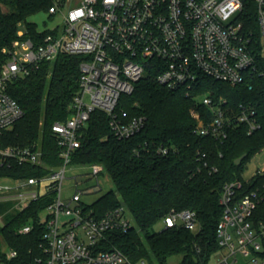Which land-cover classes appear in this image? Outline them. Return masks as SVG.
Returning <instances> with one entry per match:
<instances>
[{"label": "built area", "instance_id": "2783aa9c", "mask_svg": "<svg viewBox=\"0 0 264 264\" xmlns=\"http://www.w3.org/2000/svg\"><path fill=\"white\" fill-rule=\"evenodd\" d=\"M51 1L47 14L60 18V26L45 31L41 38L38 31L37 39L28 38L20 28L0 68V166L28 164L47 173L32 178H0L11 183H0V202H11L14 209L23 211L32 202L51 196L36 220L44 229V259H38L37 264H145L143 260L131 262L117 249L103 251L99 247L108 233L126 232L133 221L123 206L95 217L90 204L81 201V196L101 190L97 179L103 175L100 165L75 167L71 163L83 129L91 113L98 111L108 118L115 139L129 140L140 133L145 119L131 118L118 110V104L152 66L158 84L192 97L206 108L205 117L195 112V118L199 117L193 133L198 137L223 142L234 125L245 126L248 135L259 131L261 124L254 107L240 105L232 112L224 100L195 92L202 77L232 87L254 76L264 77V0H253L257 38L237 19L240 0H80L73 6L71 0ZM59 54L81 57V62L71 114L51 126L61 160L59 166L51 168L43 162L39 144L11 146L3 137L22 117L19 105L7 92L9 84ZM169 151L162 145L155 148L159 156ZM75 168H85L83 175L95 179L96 185L76 190L78 177H74L75 192L62 200L65 174ZM258 177L264 178V164L251 178L242 180L247 184ZM243 182L234 180L222 188V215L215 232L219 249L211 264H240V258L249 264H264V220L255 215L264 202V183L242 193ZM197 226L195 213L188 210H172L163 220L164 229L182 227L194 232ZM32 228V223L26 224L17 232L27 235ZM4 246L5 251L0 243V264H15L17 253Z\"/></svg>", "mask_w": 264, "mask_h": 264}, {"label": "trees", "instance_id": "16d2710c", "mask_svg": "<svg viewBox=\"0 0 264 264\" xmlns=\"http://www.w3.org/2000/svg\"><path fill=\"white\" fill-rule=\"evenodd\" d=\"M240 1L242 8L237 19L257 38L256 5L253 0ZM0 2L8 8L6 13L0 10L1 68L20 28L25 29L28 38L37 39L36 26L26 20L39 11L47 12L52 1ZM46 34L43 31L40 38ZM80 62L81 57L59 54L53 61L40 63L28 76L9 84L7 92L19 105L22 117L5 133L6 145L24 147L40 141L43 162L51 168L60 165L51 126L65 121L71 114L78 91ZM156 76V69L147 67L145 76L134 84L133 92L122 96L118 104V110L126 111L131 118L145 119L140 133L129 140H117L109 130L108 118L95 111L83 129L80 147L71 163L75 167L100 165L113 186L88 206L95 217L123 206L133 221L126 232L108 233L100 242L103 251L117 249L133 263L152 258L156 264H167L168 258L179 255V264H209L219 249L215 232L222 215L219 204L222 188L234 180L243 182L247 162L264 147V77L254 76L234 87L200 79L196 94L211 93L213 99L224 100L232 112H237L240 105L252 106L261 124L260 130L251 135L245 126L234 125L227 138L217 142L193 133L194 111L205 115L206 108L192 97L158 84ZM161 145L169 147L165 156L155 152ZM243 154L246 157L235 166L234 161ZM46 173L28 164L0 166V178H32ZM263 183L262 177L255 182H243L242 193ZM50 201L51 196L40 198L13 214L9 212L11 202H0V238L17 253L15 264H37L38 259L43 262L44 229L36 220ZM172 210L194 212L197 230L164 229L163 220ZM255 215L264 220V202L257 207ZM30 223L33 228L29 234H18L20 227ZM157 225H162L160 231L154 230Z\"/></svg>", "mask_w": 264, "mask_h": 264}, {"label": "rangeland", "instance_id": "374dc122", "mask_svg": "<svg viewBox=\"0 0 264 264\" xmlns=\"http://www.w3.org/2000/svg\"><path fill=\"white\" fill-rule=\"evenodd\" d=\"M79 1L80 0H71L70 6L71 5L73 6L74 3H78ZM0 10L3 13H6L8 11V8L3 3L0 2ZM26 22L34 24L36 26V29L40 32L55 29L57 26H60V24H61L60 18H50L48 16L47 12H45V11H39V12L29 16L27 18ZM21 29L23 31H25V29L23 27ZM197 100L200 101V97H198ZM195 112L196 111H194V113H193L194 116L197 115ZM199 116H203V115H201L199 113ZM198 117L196 118V122H197ZM203 117H205V115ZM36 143L40 145V141H38ZM263 164H264V149L262 151L258 152L256 155H254L247 162L246 169L242 173V178L245 180H248L254 174L256 169L261 167ZM85 173H87L85 168L84 169L83 168L82 169L75 168L71 171L66 172V174H65L66 180L63 182V184L61 186V199L62 200H65L66 198L70 197L75 192L74 181H73L74 177H78L76 190H82L84 188H92L93 186L96 185L95 179L86 177L85 175H83ZM97 181L100 184L101 190L94 192V193L87 195V196H81L82 202H84L86 204H91L94 201H96L101 195H103L106 192L113 189V186H112V184H111V182H110V180L106 174H103L100 177H98ZM0 183L11 184L10 182H6L3 180H1ZM2 203H6V202H2ZM16 211L17 210L14 209L13 205H12L9 212L11 214H13ZM1 222H2V216L0 215V223ZM161 229H162V225H157L154 230L160 231ZM0 242H1V249L3 251H5L6 247L4 246L1 238H0ZM214 256H213V258H214ZM213 258L211 259L209 264H211L213 262ZM180 259H181V256H179V255L172 256V257L168 258L167 264H179ZM144 262H145V264H156L152 258L150 260H144ZM239 263L240 264H249V262L245 258L244 259L240 258Z\"/></svg>", "mask_w": 264, "mask_h": 264}, {"label": "water", "instance_id": "95a60500", "mask_svg": "<svg viewBox=\"0 0 264 264\" xmlns=\"http://www.w3.org/2000/svg\"><path fill=\"white\" fill-rule=\"evenodd\" d=\"M246 157L245 154L241 155L239 158H237L235 161H234V164L235 166H239L240 163L242 162V160Z\"/></svg>", "mask_w": 264, "mask_h": 264}]
</instances>
